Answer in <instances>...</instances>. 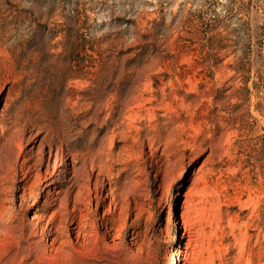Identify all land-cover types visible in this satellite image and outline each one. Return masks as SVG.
Listing matches in <instances>:
<instances>
[{
	"label": "rangeland",
	"instance_id": "obj_1",
	"mask_svg": "<svg viewBox=\"0 0 264 264\" xmlns=\"http://www.w3.org/2000/svg\"><path fill=\"white\" fill-rule=\"evenodd\" d=\"M0 192V264H264V0H0Z\"/></svg>",
	"mask_w": 264,
	"mask_h": 264
},
{
	"label": "bare ground",
	"instance_id": "obj_2",
	"mask_svg": "<svg viewBox=\"0 0 264 264\" xmlns=\"http://www.w3.org/2000/svg\"><path fill=\"white\" fill-rule=\"evenodd\" d=\"M36 165V164H35ZM2 187V186H1ZM36 189V188H35ZM5 192V191H4ZM2 195H4L3 194V192H0V201H2L1 200V198H2ZM30 197H29V199H31V198H34L35 199V196H34V192L33 193H31V195H29ZM25 199V198H24ZM1 211V213H0V233H3V232H7L8 233V231H13V228H12V224L10 223H7V222H5L7 219L5 218L6 216H5V214H6V211L3 209V210H0ZM80 211V210H79ZM8 213V212H7ZM66 217H67V219H65L67 222L69 221V220H71V219H74L75 218V216L73 215V212L71 213V211L70 212H68L67 214H66ZM8 218V217H7ZM4 219H6L5 221H4ZM9 220H11L10 218H8ZM14 219H16V218H14ZM18 223V222H17ZM18 225V224H17ZM16 225V226H17ZM14 226V225H13ZM2 230H5V231H3V232H1ZM72 230V229H71ZM6 233V234H7ZM10 235V234H9ZM3 236H6L5 234L3 235ZM11 236V235H10ZM8 237V236H7ZM6 237V238H7ZM5 238V237H4ZM0 239H1V235H0ZM3 239H1V241H2ZM5 241V240H4ZM1 244H3V242H1Z\"/></svg>",
	"mask_w": 264,
	"mask_h": 264
}]
</instances>
